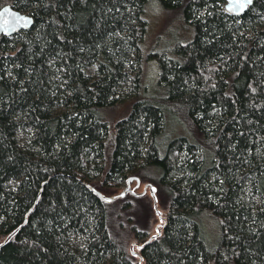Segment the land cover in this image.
Returning <instances> with one entry per match:
<instances>
[{
	"label": "trees",
	"instance_id": "trees-1",
	"mask_svg": "<svg viewBox=\"0 0 264 264\" xmlns=\"http://www.w3.org/2000/svg\"><path fill=\"white\" fill-rule=\"evenodd\" d=\"M149 3L192 31L157 60L160 98L142 95ZM5 4L33 23L0 35V242L15 230L0 264H264V0L239 16L223 0ZM169 118L184 131L170 139ZM134 175L164 211L143 245L148 205L87 187L110 195ZM143 238L137 258L125 251Z\"/></svg>",
	"mask_w": 264,
	"mask_h": 264
},
{
	"label": "rangeland",
	"instance_id": "rangeland-1",
	"mask_svg": "<svg viewBox=\"0 0 264 264\" xmlns=\"http://www.w3.org/2000/svg\"><path fill=\"white\" fill-rule=\"evenodd\" d=\"M143 15L145 20V30L140 44V50H141L140 52L142 53V55H144L141 62V68H142L141 82L143 86L142 95L149 98H160L159 89L157 88L155 82L157 70H158L157 60L158 59L162 60L165 55H169L170 50L173 48L175 42L184 43L187 40H190L192 37V31L187 25H185V23H183L182 19L178 18L177 13H175L171 9L166 10L156 3H149V5H147L146 8L144 9ZM159 54H161L160 57ZM126 91H128V88L124 87L122 93L118 95L119 102L117 103V105H115L112 108V110H109L106 113L107 115L106 118L110 123L114 122L118 118H121V116L124 114L126 110L125 108L129 101L128 98L131 97V94L129 93L126 95L127 93ZM167 117L169 116H166L164 118L166 119ZM179 132L182 133L184 131L182 129H179V127L176 126L174 127L173 121L169 118L168 124L167 126H165L164 129V135H166V137L170 139L175 135H177L176 133ZM137 178L139 179V177ZM145 184L146 182L142 181L141 179H139V184L137 186L135 185L134 181L128 182L129 192L125 193L122 197H125L127 195H132L135 198H141L143 200L141 203H145L146 205H148L150 211L148 213L149 218L147 223L150 226L148 232H149V236H151L155 234L156 227H158L159 230L161 223L160 220L158 219V216L154 212V208L152 206V200L148 193V188L147 187L145 189L143 188V185ZM125 185L126 183L122 182V184L116 189V191L110 195L120 193L122 189L125 187ZM104 195L109 196L107 194ZM154 196H156L155 193ZM156 209L157 210L159 209L158 205ZM163 214L164 211L163 210L162 212L160 211L161 218ZM135 215L143 216V213L139 214L137 212L135 213ZM201 225L203 230V239L206 244V247L211 249L214 247L217 239V223L213 218L202 215ZM148 237L145 238L147 239ZM145 238L140 239L138 241L135 240L127 241L125 246L126 248L125 251L127 252L128 250L132 256L137 258V249L135 248V245H139V243ZM131 244L133 245V247L130 249Z\"/></svg>",
	"mask_w": 264,
	"mask_h": 264
},
{
	"label": "water",
	"instance_id": "water-1",
	"mask_svg": "<svg viewBox=\"0 0 264 264\" xmlns=\"http://www.w3.org/2000/svg\"><path fill=\"white\" fill-rule=\"evenodd\" d=\"M253 1V0H252ZM250 4L247 3V0H223V9L228 12L229 14L233 16H239L242 14L247 7ZM33 23L32 17L26 13L19 12L12 8L10 5L5 4L0 7V35L10 36L14 34L15 32L19 30H26L31 27ZM134 181L135 185L137 186L139 184V179L135 176H128L125 178V187L122 189L120 193L114 194V195H102L99 192H96L91 186L87 185V187L95 193L99 199H101L104 202H111L116 198L122 197L125 193L129 192L128 190V182ZM148 188V193L152 200V206L154 208L155 214L158 216V219L161 221L160 212L156 209V199L154 196V189L151 185L145 184L143 185V188ZM139 195V194H137ZM160 227H163V223L160 224ZM15 231V230H14ZM12 231L9 233L1 242L0 246L4 244L13 234ZM155 234L149 236L141 245L145 244L147 241H149L151 238L159 235L160 230H158V227L155 228ZM141 245H135L136 249H139ZM133 247V245H130V249ZM141 260L138 258V264H140Z\"/></svg>",
	"mask_w": 264,
	"mask_h": 264
},
{
	"label": "snow or ice",
	"instance_id": "snow-or-ice-1",
	"mask_svg": "<svg viewBox=\"0 0 264 264\" xmlns=\"http://www.w3.org/2000/svg\"><path fill=\"white\" fill-rule=\"evenodd\" d=\"M247 3L251 4L252 3V0H247Z\"/></svg>",
	"mask_w": 264,
	"mask_h": 264
}]
</instances>
